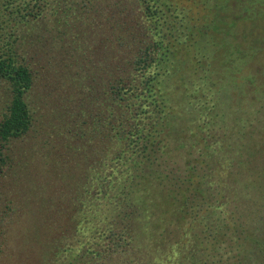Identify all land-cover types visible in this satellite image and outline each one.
<instances>
[{"label":"trees","instance_id":"16d2710c","mask_svg":"<svg viewBox=\"0 0 264 264\" xmlns=\"http://www.w3.org/2000/svg\"><path fill=\"white\" fill-rule=\"evenodd\" d=\"M0 264H264V0H0Z\"/></svg>","mask_w":264,"mask_h":264}]
</instances>
